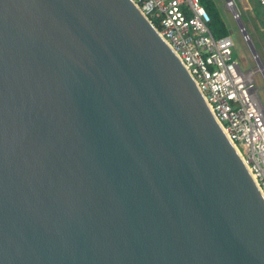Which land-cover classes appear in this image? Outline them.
I'll return each mask as SVG.
<instances>
[{"label": "water", "instance_id": "obj_1", "mask_svg": "<svg viewBox=\"0 0 264 264\" xmlns=\"http://www.w3.org/2000/svg\"><path fill=\"white\" fill-rule=\"evenodd\" d=\"M0 264H264V194L134 0H0Z\"/></svg>", "mask_w": 264, "mask_h": 264}, {"label": "built area", "instance_id": "obj_2", "mask_svg": "<svg viewBox=\"0 0 264 264\" xmlns=\"http://www.w3.org/2000/svg\"><path fill=\"white\" fill-rule=\"evenodd\" d=\"M134 1L191 72L264 194V104L254 78L257 73L264 76L263 65L256 69L240 65L231 37L211 33L210 16L200 0ZM254 1L264 16V0ZM224 6L240 19L234 0H224ZM240 28L248 42L249 35ZM252 54L259 60L256 51Z\"/></svg>", "mask_w": 264, "mask_h": 264}, {"label": "rangeland", "instance_id": "obj_3", "mask_svg": "<svg viewBox=\"0 0 264 264\" xmlns=\"http://www.w3.org/2000/svg\"><path fill=\"white\" fill-rule=\"evenodd\" d=\"M218 8L219 15L223 20L224 26L227 29V34L231 37L233 45V56L239 61L240 65L244 69L253 68L263 65L264 68V18L258 15L260 10L254 0H234L235 7L240 13V19L238 20L244 30L249 35V41L247 42L240 28V23L233 18L230 10L223 6V0H214ZM251 44L256 51V55L259 56V60L253 59ZM255 81L258 87V94L262 103L264 104V76L261 73H257Z\"/></svg>", "mask_w": 264, "mask_h": 264}, {"label": "trees", "instance_id": "obj_4", "mask_svg": "<svg viewBox=\"0 0 264 264\" xmlns=\"http://www.w3.org/2000/svg\"><path fill=\"white\" fill-rule=\"evenodd\" d=\"M210 16L209 29L213 36L219 37L227 35V29L219 15L218 8L214 0H200Z\"/></svg>", "mask_w": 264, "mask_h": 264}, {"label": "crops", "instance_id": "obj_5", "mask_svg": "<svg viewBox=\"0 0 264 264\" xmlns=\"http://www.w3.org/2000/svg\"><path fill=\"white\" fill-rule=\"evenodd\" d=\"M223 6H224V0H223ZM225 7V6H224ZM258 15H260L262 18H264V16H263V14H262V12L259 10L258 12Z\"/></svg>", "mask_w": 264, "mask_h": 264}]
</instances>
